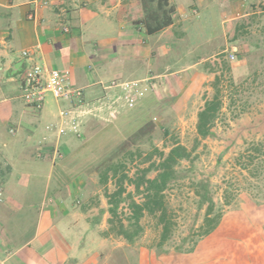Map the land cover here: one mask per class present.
<instances>
[{
    "label": "crops",
    "instance_id": "0c3cea01",
    "mask_svg": "<svg viewBox=\"0 0 264 264\" xmlns=\"http://www.w3.org/2000/svg\"><path fill=\"white\" fill-rule=\"evenodd\" d=\"M256 1L0 0V264H178L172 253L194 259L210 241L229 249L215 256L206 247L203 264H264L262 214L260 222L248 212L223 216L191 252L158 255L147 246L135 252L132 243L120 247L104 231L101 216L93 217L97 191L88 184L143 122L148 105L185 100L198 84L193 79L218 67V55H226L231 40L240 41L237 23ZM33 62L69 70L71 83L83 89L82 108L90 112L80 137L46 129L61 121L59 111L73 106L69 101L54 99L56 108L38 111L23 100L21 76ZM131 80L140 81L142 92L132 107L123 88L111 84ZM43 163L45 177L27 181L31 189L44 178L40 203L28 201L35 195L30 189L5 192L25 175L22 167L39 171ZM15 173L21 177L14 179Z\"/></svg>",
    "mask_w": 264,
    "mask_h": 264
},
{
    "label": "rangeland",
    "instance_id": "374dc122",
    "mask_svg": "<svg viewBox=\"0 0 264 264\" xmlns=\"http://www.w3.org/2000/svg\"><path fill=\"white\" fill-rule=\"evenodd\" d=\"M248 13L237 23L236 35H239L240 41L234 43L231 40L233 43L226 55H218V67L202 71L204 73L199 79L194 78L193 81H198V84L190 86L191 93L185 100L148 105L143 122L133 126V133H128L127 140L120 143L114 153L97 167L96 176L89 181V188L97 191L92 201L96 204V215L93 217L101 216L102 221L107 223L105 229L109 228L104 231L113 233L120 240V247H123V241H129L120 234V220L128 225L132 214L130 203L145 201V186L143 184L137 190L135 180L149 167L146 177H155L158 172L152 165L159 163L177 143L184 145L190 155L175 166L183 177L173 181L164 192L168 216L173 224L170 237L165 242L161 241L162 225L157 215L146 211L140 220L143 231L134 242L129 241L127 244L133 245L128 246L133 247L135 252L141 246H147L158 255L171 251H193L206 235L208 202L201 201L202 183L208 185L213 201L211 219L218 216L220 223L223 216L238 217L241 211L244 214L248 212L249 220L261 221V214L264 215V0L252 4ZM232 45L241 46V51L235 53ZM217 93L222 106L212 126L213 134L201 137L197 132L198 113L206 100ZM54 99L48 93L44 109L52 105L56 108L57 101ZM10 138L7 134L5 139ZM161 153L164 155L161 156ZM39 168L37 171L29 165L22 167L25 175L16 181L20 183L19 187L14 188L17 186L14 182L6 187L5 192H26L30 189L27 181H33L29 176H44L49 166L43 163ZM20 177L21 174L15 173L14 179ZM44 184V178L34 182L29 191L35 195L28 201L34 205L41 202L39 194H43ZM121 188L124 189L121 197L125 200L121 202L114 221L110 222V200ZM17 200L24 206L23 197ZM235 221L238 224V220ZM233 232L232 236L238 235ZM206 247L207 251L213 249L215 256L229 249L215 248V242L210 241L208 246L196 251H200V255L194 259L179 258L172 253V260L178 264L181 261L183 264H203L199 260Z\"/></svg>",
    "mask_w": 264,
    "mask_h": 264
},
{
    "label": "trees",
    "instance_id": "16d2710c",
    "mask_svg": "<svg viewBox=\"0 0 264 264\" xmlns=\"http://www.w3.org/2000/svg\"><path fill=\"white\" fill-rule=\"evenodd\" d=\"M222 101L219 98V94H215L213 98L206 100L204 107L198 113L197 121V132L201 137L211 136L213 134L212 126L218 116L221 109ZM164 153H161L163 156ZM190 152L188 149L180 144H175L163 157L159 163L152 165L153 168L157 170V175L153 178L146 177L145 169L143 175L135 180L136 189L140 190V186L144 184L145 201L143 203H138L132 201L130 203L132 207V214L128 218V225H125L123 221L120 220L119 231L130 242H134L137 237L143 231V226L140 224V220L145 212L150 214H155L158 217L160 224L162 225L161 241L165 242L169 239L173 224L170 217L168 216V210L164 201V192L169 187V185L179 178H182L178 171H176V164L184 158H188ZM203 192L200 193L201 201L208 202V207L206 211L207 227L204 234H209L219 223L218 216L211 219V213L213 212V201L209 196L208 185L203 184ZM124 189H119L112 196L114 197L110 200L109 211L111 212L113 222L114 217L118 214V209L123 199L122 193Z\"/></svg>",
    "mask_w": 264,
    "mask_h": 264
},
{
    "label": "built area",
    "instance_id": "2783aa9c",
    "mask_svg": "<svg viewBox=\"0 0 264 264\" xmlns=\"http://www.w3.org/2000/svg\"><path fill=\"white\" fill-rule=\"evenodd\" d=\"M29 17H35V10L29 14ZM22 54L25 57L30 56L29 51L26 50ZM111 84L123 88L125 91L124 99L130 107L135 105L138 97L142 94L139 80L113 82ZM20 85L21 96L25 103L38 111L44 107L48 93H51L56 100L69 101L73 106L60 109L59 117L61 121L57 124H48L46 129L57 133L59 136L66 135L69 132L79 137L82 135L85 115L90 111L82 108L85 106V103L83 105V89L71 83L69 70L49 68L46 65L33 62L23 72ZM76 100L79 101L78 104H75ZM11 132L14 131L11 130Z\"/></svg>",
    "mask_w": 264,
    "mask_h": 264
}]
</instances>
